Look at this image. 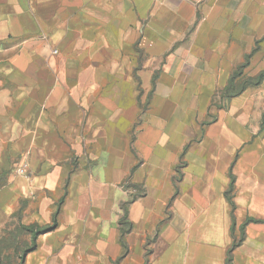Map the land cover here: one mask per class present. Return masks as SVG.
Returning a JSON list of instances; mask_svg holds the SVG:
<instances>
[{
	"label": "crops",
	"instance_id": "0c3cea01",
	"mask_svg": "<svg viewBox=\"0 0 264 264\" xmlns=\"http://www.w3.org/2000/svg\"><path fill=\"white\" fill-rule=\"evenodd\" d=\"M261 73L264 0H0V234L24 264H264Z\"/></svg>",
	"mask_w": 264,
	"mask_h": 264
},
{
	"label": "trees",
	"instance_id": "16d2710c",
	"mask_svg": "<svg viewBox=\"0 0 264 264\" xmlns=\"http://www.w3.org/2000/svg\"><path fill=\"white\" fill-rule=\"evenodd\" d=\"M240 76H241V71L240 70L235 71V73L233 74V77H232V79L230 81V84L224 90L225 95H227V96H235V95H238L239 93H241V91L243 90L245 85H243L244 82L240 83V82L236 81V78H238ZM262 79H264V73L259 74L256 78H251L249 81H250V83L254 84V83L259 82ZM12 229H13L14 232L11 231ZM12 229H10L9 232H7V230H5L3 232V234H0V236L1 235H3V236H5V235L6 236L7 235L12 236V235H18V234H21V233L25 234V232H27V231L30 232V229L28 227H24V226H22V227L16 226L15 228H12ZM47 229H48V227H44L41 230L44 231V230H47ZM16 230H19V232H16ZM38 232H40V230H38ZM35 238H36L35 235H33L31 237V240L28 241V243H29L28 247L23 249L22 252H20L17 248L13 249L15 255H17V257H18V259L20 261L19 264H24V256H25L26 252L35 247V244H36ZM231 263H232V258L229 257V264H231ZM0 264H2L1 259H0Z\"/></svg>",
	"mask_w": 264,
	"mask_h": 264
},
{
	"label": "rangeland",
	"instance_id": "374dc122",
	"mask_svg": "<svg viewBox=\"0 0 264 264\" xmlns=\"http://www.w3.org/2000/svg\"><path fill=\"white\" fill-rule=\"evenodd\" d=\"M9 231L10 230L7 229V232ZM11 231H13V229ZM16 232H19V230H16ZM28 241H29V237L26 234H22V233L18 235H12V236L1 235L0 236V259H1L2 264H19L20 261L17 255H15L13 249L17 248L20 252H22L23 249L28 247L29 245Z\"/></svg>",
	"mask_w": 264,
	"mask_h": 264
},
{
	"label": "built area",
	"instance_id": "2783aa9c",
	"mask_svg": "<svg viewBox=\"0 0 264 264\" xmlns=\"http://www.w3.org/2000/svg\"><path fill=\"white\" fill-rule=\"evenodd\" d=\"M25 167H26V165H25ZM25 167H24V168H25Z\"/></svg>",
	"mask_w": 264,
	"mask_h": 264
}]
</instances>
